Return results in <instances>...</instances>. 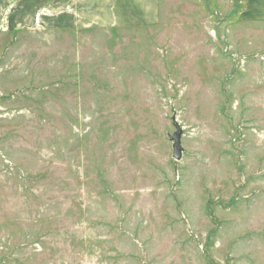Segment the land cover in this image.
Listing matches in <instances>:
<instances>
[{
	"label": "rangeland",
	"instance_id": "374dc122",
	"mask_svg": "<svg viewBox=\"0 0 264 264\" xmlns=\"http://www.w3.org/2000/svg\"><path fill=\"white\" fill-rule=\"evenodd\" d=\"M245 3L159 0L154 26L99 29L63 0H0V264H264Z\"/></svg>",
	"mask_w": 264,
	"mask_h": 264
},
{
	"label": "crops",
	"instance_id": "0c3cea01",
	"mask_svg": "<svg viewBox=\"0 0 264 264\" xmlns=\"http://www.w3.org/2000/svg\"><path fill=\"white\" fill-rule=\"evenodd\" d=\"M50 0H47L49 2ZM70 27L151 26L159 21V0H63ZM241 18L264 21V0H246Z\"/></svg>",
	"mask_w": 264,
	"mask_h": 264
},
{
	"label": "water",
	"instance_id": "95a60500",
	"mask_svg": "<svg viewBox=\"0 0 264 264\" xmlns=\"http://www.w3.org/2000/svg\"><path fill=\"white\" fill-rule=\"evenodd\" d=\"M176 131L170 136V139L173 141V158L179 160L181 158V144H180V133L181 130L179 126L176 124Z\"/></svg>",
	"mask_w": 264,
	"mask_h": 264
}]
</instances>
